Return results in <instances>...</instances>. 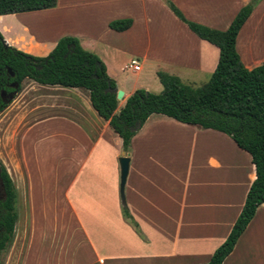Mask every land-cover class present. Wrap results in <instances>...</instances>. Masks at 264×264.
<instances>
[{
	"label": "crops",
	"instance_id": "0c3cea01",
	"mask_svg": "<svg viewBox=\"0 0 264 264\" xmlns=\"http://www.w3.org/2000/svg\"><path fill=\"white\" fill-rule=\"evenodd\" d=\"M166 1L188 21L219 31L250 2L57 0L52 9L0 16V33L35 57H46L62 37L78 39L123 92L119 111L138 89L162 91L158 72L197 88L216 69L218 48L192 33ZM123 19L132 20L130 28L110 29ZM235 50L246 69L264 61V0L239 30ZM125 155L124 204L137 228L122 214L118 160ZM0 162L16 191L10 246L15 251L25 238L20 264H60L68 249L77 264H207L256 177L250 156L226 134L160 114L147 118L125 152L86 90L32 80L0 113ZM52 221L60 228L51 230ZM40 245L45 260L35 251ZM222 264H264V204Z\"/></svg>",
	"mask_w": 264,
	"mask_h": 264
},
{
	"label": "trees",
	"instance_id": "16d2710c",
	"mask_svg": "<svg viewBox=\"0 0 264 264\" xmlns=\"http://www.w3.org/2000/svg\"><path fill=\"white\" fill-rule=\"evenodd\" d=\"M261 1L250 0L225 31L188 21L171 2L166 1L172 13L192 33L219 50L215 71L200 87L185 85L178 77L158 72L157 77L163 87L160 94L138 89L118 111L116 94L109 91L116 87L115 81L107 75L100 59L84 50L78 39L62 37L46 57H35L11 46L6 47L0 33V91L10 90V83L18 82L19 92L25 79L41 85L84 89L89 93L94 110L122 139L125 152L129 150L131 138L153 114L201 129L216 130L230 137L250 156L256 177L227 238L207 263L222 264L234 250L256 210L264 204V61L251 70L246 69L235 50L239 30ZM56 4L57 0H0V16L52 9ZM131 24L130 19L115 20L109 27L122 32ZM8 70L14 74L13 78ZM11 102L0 100V113ZM136 125L139 128L132 131ZM0 182L4 192L0 198L1 254L12 243L17 220L16 191L2 163ZM122 214L137 228L124 202Z\"/></svg>",
	"mask_w": 264,
	"mask_h": 264
},
{
	"label": "rangeland",
	"instance_id": "374dc122",
	"mask_svg": "<svg viewBox=\"0 0 264 264\" xmlns=\"http://www.w3.org/2000/svg\"><path fill=\"white\" fill-rule=\"evenodd\" d=\"M5 41V40H4ZM205 82H207V81H205ZM30 83V80H28V79H25L23 82H22V88L24 87V86H27L28 84ZM155 83V85H156V83L157 84H159V82L157 81V82H153V84ZM199 87V86H198ZM149 92V91H148ZM150 93H153V94H160L161 93V91L160 92H155L154 91V87H153V85H151L150 86ZM230 138V137H229ZM1 163V162H0ZM36 210H38V207H36ZM47 214H48V216L49 217H51L52 216V212L50 213H48V212H46ZM61 222H56V223H54L53 221L52 222H48V227L52 230H55L57 227H58V229L60 228V226H61V224H60ZM37 225L38 224H40V223H36ZM68 224H69V227H70V229L74 226V221L73 220H69L68 221ZM50 230V231H51ZM24 240H25V238H23V240H22V242H21V244H23V245H20L19 247H18V249H16L15 251H13L12 250V247L11 246H9L8 248H7V250L6 251H4L3 253H1L0 254V264H20L21 263V259H23V258H25L26 256H25V254L24 255H22L21 256V253L22 252H24L25 250H23V248H24ZM35 251H36V253H38L39 254V258H40V260L42 259V260H45V258L46 257H48V253H46V251H45V253H43V249H42V247H41V245L40 246H37L36 248H35ZM40 252H42V253H40ZM54 252L56 253V255H57V258L59 257V250L57 249V252L56 251H54L53 250V253H52V255L54 254ZM44 256V257H42L41 258V256ZM73 256H74V251H72V250H70V249H68L67 251H66V253L63 251V257H62V262L60 263V264H77L74 260H73ZM34 259H32V261H33ZM29 262H31V260L29 261ZM83 264H85V263H83Z\"/></svg>",
	"mask_w": 264,
	"mask_h": 264
},
{
	"label": "water",
	"instance_id": "95a60500",
	"mask_svg": "<svg viewBox=\"0 0 264 264\" xmlns=\"http://www.w3.org/2000/svg\"><path fill=\"white\" fill-rule=\"evenodd\" d=\"M4 45L6 47H9V45L4 41ZM10 77H14V74L8 70ZM9 88H11L13 91L10 93H7L5 90H2L0 92L1 98H7V101H12L15 96L18 93V88H19V84L18 82H12L9 85ZM110 92H113L116 94V99L117 101L122 100L123 98V92L121 90H119L117 87H115L114 89H110ZM139 128V125H136L135 128L132 129V131H136ZM119 162V166H120V184H119V194H120V198L121 201L124 202V185L126 182V177L128 174V167H129V162H130V158L128 155L125 156H121L118 160Z\"/></svg>",
	"mask_w": 264,
	"mask_h": 264
},
{
	"label": "flooded vegetation",
	"instance_id": "af4514ba",
	"mask_svg": "<svg viewBox=\"0 0 264 264\" xmlns=\"http://www.w3.org/2000/svg\"><path fill=\"white\" fill-rule=\"evenodd\" d=\"M13 90L10 88V90H6L7 93H10L12 92ZM1 92V91H0ZM0 100L1 101H7V98H1V95H0ZM4 196V192H3V186H2V183L0 182V198Z\"/></svg>",
	"mask_w": 264,
	"mask_h": 264
},
{
	"label": "built area",
	"instance_id": "2783aa9c",
	"mask_svg": "<svg viewBox=\"0 0 264 264\" xmlns=\"http://www.w3.org/2000/svg\"><path fill=\"white\" fill-rule=\"evenodd\" d=\"M130 67L134 70V71H137L139 69V64L137 61L133 60L131 61L130 63Z\"/></svg>",
	"mask_w": 264,
	"mask_h": 264
}]
</instances>
